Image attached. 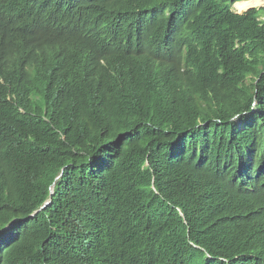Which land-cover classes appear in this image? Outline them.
<instances>
[{
    "label": "trees",
    "instance_id": "1",
    "mask_svg": "<svg viewBox=\"0 0 264 264\" xmlns=\"http://www.w3.org/2000/svg\"><path fill=\"white\" fill-rule=\"evenodd\" d=\"M236 1L0 0V264H264V7Z\"/></svg>",
    "mask_w": 264,
    "mask_h": 264
},
{
    "label": "clouds",
    "instance_id": "2",
    "mask_svg": "<svg viewBox=\"0 0 264 264\" xmlns=\"http://www.w3.org/2000/svg\"><path fill=\"white\" fill-rule=\"evenodd\" d=\"M238 1H245V0H238ZM238 1H236L234 4H233V9L236 11V12H238V13H243V12H245V11H247V10H249V9H251V8H261V7H264V6H261V7H259V6H253V7H250V8H248V9H246V10H244V11H242V12H240L238 9L236 10L235 9V4L238 2ZM237 8V7H236ZM8 74H10V75H17V72L14 70V68L12 67V66H10V65H3V66H1L0 67V82H2V83H4V78L6 77V75H8ZM52 189H54V187L52 188ZM49 202V201H48ZM47 203V202H46ZM45 203V204H46ZM45 207V206H44Z\"/></svg>",
    "mask_w": 264,
    "mask_h": 264
},
{
    "label": "bare ground",
    "instance_id": "3",
    "mask_svg": "<svg viewBox=\"0 0 264 264\" xmlns=\"http://www.w3.org/2000/svg\"><path fill=\"white\" fill-rule=\"evenodd\" d=\"M252 1H255V0H245V1H238L236 4H235V6L237 7V9L239 10V11H244V10H246V9H248V8H250V7H253V6H251V5H248L250 2H252ZM260 5H262V4H260ZM260 5H257V6H260Z\"/></svg>",
    "mask_w": 264,
    "mask_h": 264
},
{
    "label": "water",
    "instance_id": "4",
    "mask_svg": "<svg viewBox=\"0 0 264 264\" xmlns=\"http://www.w3.org/2000/svg\"><path fill=\"white\" fill-rule=\"evenodd\" d=\"M52 192H53V189H52ZM50 203V201L49 202H47L44 206H46V205H48Z\"/></svg>",
    "mask_w": 264,
    "mask_h": 264
},
{
    "label": "rangeland",
    "instance_id": "5",
    "mask_svg": "<svg viewBox=\"0 0 264 264\" xmlns=\"http://www.w3.org/2000/svg\"><path fill=\"white\" fill-rule=\"evenodd\" d=\"M261 6H264V4L263 5H261ZM261 6H259V7H261ZM235 9L237 10V8L235 7Z\"/></svg>",
    "mask_w": 264,
    "mask_h": 264
}]
</instances>
